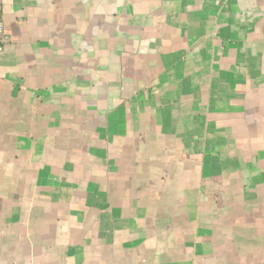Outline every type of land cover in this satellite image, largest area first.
I'll return each instance as SVG.
<instances>
[{
	"label": "crops",
	"instance_id": "crops-1",
	"mask_svg": "<svg viewBox=\"0 0 264 264\" xmlns=\"http://www.w3.org/2000/svg\"><path fill=\"white\" fill-rule=\"evenodd\" d=\"M0 264H264V0H3Z\"/></svg>",
	"mask_w": 264,
	"mask_h": 264
},
{
	"label": "built area",
	"instance_id": "built-area-1",
	"mask_svg": "<svg viewBox=\"0 0 264 264\" xmlns=\"http://www.w3.org/2000/svg\"><path fill=\"white\" fill-rule=\"evenodd\" d=\"M5 46L4 23H3V0H0V53Z\"/></svg>",
	"mask_w": 264,
	"mask_h": 264
}]
</instances>
